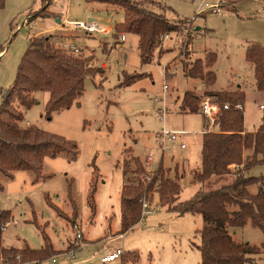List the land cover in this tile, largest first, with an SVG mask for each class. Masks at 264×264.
Instances as JSON below:
<instances>
[{"label": "rangeland", "instance_id": "obj_1", "mask_svg": "<svg viewBox=\"0 0 264 264\" xmlns=\"http://www.w3.org/2000/svg\"><path fill=\"white\" fill-rule=\"evenodd\" d=\"M47 1L6 0L5 8L0 11V105L2 91L9 89L17 78L30 38L44 31L48 33L58 25L53 14L62 21L66 18L89 22L91 16L98 19L97 24L102 28L115 27L124 20L122 8L115 5L54 0L49 7L52 16L41 26L32 25L44 19L42 12ZM136 1L141 8L163 13L180 26L177 32L170 33V39L161 42L149 64L141 62L138 37L134 34L120 38L119 32L111 35L109 32L108 36L90 37L65 26L78 34L72 40L74 46L94 53L95 67L101 69L106 64V76L101 69L94 78H88L83 97L70 110L54 114L52 120L45 117L41 94L42 103L26 112L25 123L75 142L80 153L75 162L64 155L47 158L42 171L44 178L38 179L27 171L14 173L12 180L0 174V184L4 187L0 190V214L10 213V219L2 225L7 230L0 233V264L8 261L2 250L25 247L41 250L45 241L39 227L44 228L55 251H65L72 244L83 245L73 261L61 258L59 264H102L103 256L118 249L125 252L124 256L107 264H200L198 232L206 225L201 216L170 212L167 206L160 205L155 194L153 199H146L149 213H144L140 223L119 236L121 192L128 178L144 182L161 167L167 177L180 181V202L190 200L200 189L193 182V174L201 170L204 125L208 128L212 125L200 111H181L186 92L193 91L220 106L217 97L205 95V91H244L245 131L254 133L259 129L264 93L256 91L254 67L246 61V50L251 44L264 46V0H223L224 10L220 14L204 12L202 0ZM208 2L212 4L216 0ZM181 20L188 21L183 24ZM105 41L111 46L119 41L124 45L105 52L102 45ZM208 53L217 54L213 67L217 82L209 88L202 80L186 77L184 71L185 65L205 60ZM167 66L169 76L165 73ZM125 74L146 76L120 87ZM166 84L169 91L165 94ZM163 129L190 132L183 140L187 148L182 149L177 143L163 152L158 139ZM211 131L217 132L218 128L212 127ZM132 156L140 159L145 175L124 176V162ZM150 156L152 164L148 167ZM260 157L264 159V154ZM249 175L264 176V164L254 167ZM94 188L95 212L90 198ZM56 208L61 210V216ZM230 232L238 242L257 247L264 244L262 231L251 225ZM39 262L51 264L50 259ZM248 264H264V253Z\"/></svg>", "mask_w": 264, "mask_h": 264}, {"label": "trees", "instance_id": "obj_2", "mask_svg": "<svg viewBox=\"0 0 264 264\" xmlns=\"http://www.w3.org/2000/svg\"><path fill=\"white\" fill-rule=\"evenodd\" d=\"M52 1L44 2L42 18L52 16L48 11ZM86 1H97L122 8L124 20L117 23L115 29L119 33L139 36L140 58L143 64L152 62L161 45V36L177 32L180 27L163 13L141 8L138 6L140 2L136 0ZM5 6L6 0H0V11ZM181 21L185 24L188 20ZM246 61L254 67L256 91L264 93V46L249 45ZM216 62L217 54L208 53L205 60L198 59L192 65H185V76L202 80L208 88L212 87L217 82L213 71ZM168 69L167 66L166 76H169ZM99 73L101 69L94 66L93 58L64 52L56 48L47 37L30 38L15 82L9 89L2 91L0 174L12 180L14 173L27 171L34 173L39 179L44 178L42 171L47 158L56 159L64 155L71 162L77 161L80 152L75 142L44 132L37 126H23L25 115L41 103L39 94H49L45 105L46 119L52 120L54 114L70 110L83 97L87 79L94 78ZM145 76L125 74L120 87H127ZM205 95L217 97L222 112L214 124L218 131H211L203 136L201 170L193 174V182L199 184L200 189L190 200L180 202V181L167 177L162 167L144 182L128 178V183L121 192L122 230L119 236L141 222L144 201L153 199L157 194L160 205L167 206L170 212L199 215L204 220L206 225L198 232L201 238L200 245L197 246L201 253L200 264L254 263L256 257L264 253V244L257 247L249 242H238L230 231L251 225L264 234V176L249 175L254 167L264 164V159L260 157L264 154V112L259 129L248 133L244 127V109H236L239 104L245 105L244 91H207ZM201 101L202 97L195 92H186L180 109L183 113H199ZM225 105H229V109L225 110ZM127 151L131 152V149ZM145 171L137 157L132 156L124 162L125 177L145 175ZM135 182H138L136 186ZM3 189L0 184V190ZM95 192L94 188L90 197L93 212L96 211ZM56 210L61 216V210ZM9 215L7 212L0 214V227L10 219ZM75 215L77 216V213ZM39 228L43 229L45 246L41 250H33L30 247L2 250L8 264L46 261L63 252H79L83 246L72 244L65 251H55L44 228Z\"/></svg>", "mask_w": 264, "mask_h": 264}, {"label": "built area", "instance_id": "obj_3", "mask_svg": "<svg viewBox=\"0 0 264 264\" xmlns=\"http://www.w3.org/2000/svg\"><path fill=\"white\" fill-rule=\"evenodd\" d=\"M190 2H195L196 0H188ZM223 0H216L215 3L210 4L208 0H202L200 5L202 9L207 12H212L213 14H220L223 12L224 7L222 6ZM71 25H73L75 28L85 32L88 35H93L95 33H102V34H108L109 32L105 29L99 26L97 22H85V21H76V22H69ZM126 32H120L119 36L120 38H124ZM118 36V37H119ZM171 35L170 33L164 34L161 36V42L170 39ZM119 44L124 45V43L119 41ZM81 50L76 48V47H71L70 48V53H73L75 55H80ZM166 73V72H165ZM169 91V86L166 84L164 86V93H168ZM225 110L229 109V105H225L223 107ZM236 109L238 110H243L242 105H237ZM261 110H264V106H260ZM222 112V108L220 106L214 105L211 101L210 98L207 99H202L201 102V108H200V113L206 117L209 122L211 123V128L206 129L205 133L211 132L212 127H214L215 122L219 119V115ZM164 114V113H163ZM190 135V132L187 131H179V130H173L169 131L167 129H163L161 133L158 134V139L160 141L161 147L163 152L168 151L171 149V144H177L180 143V146L182 149H186V144L183 142L184 137ZM152 164V157L147 158V166L151 167ZM143 215L148 214L149 211V205L147 204L146 200L144 201L143 205ZM7 230V227L1 226L0 227V232H5ZM77 237L80 239L82 236L80 234L77 235ZM77 251L71 250L67 252H63L60 255L54 256L50 259L51 264H59L60 259L63 258L65 261H73L76 258ZM125 252L122 249H118L116 252L106 254L101 258V263L102 264H107V263H112L116 262L119 260L122 256H124ZM3 264H8L7 262ZM32 264H44V262H34Z\"/></svg>", "mask_w": 264, "mask_h": 264}, {"label": "crops", "instance_id": "obj_4", "mask_svg": "<svg viewBox=\"0 0 264 264\" xmlns=\"http://www.w3.org/2000/svg\"><path fill=\"white\" fill-rule=\"evenodd\" d=\"M54 1V0H53ZM52 1V3H53ZM49 11V9H48ZM123 11V10H122ZM50 12V11H49ZM54 17L57 18V23L58 25L55 27L54 30L46 33V31H44L42 34L40 35H34V36H44V37H47V38H50L51 42L54 43V45L56 46V48L58 49H63L65 52H69L70 53V48L71 47H76L78 49H80L82 52L80 55H76V56H84L85 55V58H93V64L95 66V57L93 56L94 53H86L85 49H82L80 47H77V46H74L73 43H72V40H75L76 38H78V34L76 32H74L73 29L77 30V31H81L77 28H75L73 25H71L69 22H76V21H71V20H65L62 21V19L60 17H58L57 15L53 14ZM45 19H42L40 21H36L34 22L32 25L36 26V25H40L41 26V23H43ZM88 21H94V22H97L98 19H95L94 17H89L88 18ZM27 25H30L31 23H27ZM68 25L70 27H72L73 29H70V28H65V26ZM105 29L110 32L109 35H111L112 33L114 32H117L114 25L113 26H109V27H105ZM199 30V29H198ZM54 33V34H53ZM95 34H102V33H95ZM93 34V35H95ZM129 34V33H127ZM88 35V34H87ZM93 35H88L90 37H92ZM103 36H108V34H102ZM137 36V35H136ZM138 37V51L140 53V50H139V41H140V38L139 36ZM115 44L113 45L115 48H122L123 46L121 44H118L119 42H114ZM103 47H104V51L105 52H110V50L113 49V46H111V44L108 42V41H105L102 43ZM73 54V53H72ZM75 55V54H74ZM101 69H103V71L105 72V76H106V71H107V66L106 64H103ZM209 90V89H208ZM207 90V91H208ZM209 91H212V90H209ZM206 92V91H205ZM43 96V103L44 105H46L47 101L49 100V94H41ZM41 95H38V98L41 97ZM247 96V95H246ZM40 102L42 103V100H40ZM40 103V104H41ZM245 106V105H244ZM263 106V105H262ZM261 110V109H260ZM245 111V110H244ZM262 112H264V110H261ZM245 118V116H244ZM24 125H29V123H25L24 122ZM207 125L205 124L204 125V132L202 133V136H204L205 134V131L207 129L206 127ZM202 142H203V138H202ZM187 148V147H186ZM202 151V149H201ZM186 163V162H185ZM201 187V186H200Z\"/></svg>", "mask_w": 264, "mask_h": 264}, {"label": "water", "instance_id": "obj_5", "mask_svg": "<svg viewBox=\"0 0 264 264\" xmlns=\"http://www.w3.org/2000/svg\"><path fill=\"white\" fill-rule=\"evenodd\" d=\"M89 22H94V21H89Z\"/></svg>", "mask_w": 264, "mask_h": 264}]
</instances>
